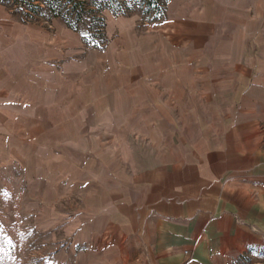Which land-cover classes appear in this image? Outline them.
Returning a JSON list of instances; mask_svg holds the SVG:
<instances>
[{
    "label": "crops",
    "instance_id": "obj_1",
    "mask_svg": "<svg viewBox=\"0 0 264 264\" xmlns=\"http://www.w3.org/2000/svg\"><path fill=\"white\" fill-rule=\"evenodd\" d=\"M46 39L0 30V174L33 157L54 190L81 189L80 264H264V74L234 52L264 45V0H207L79 61Z\"/></svg>",
    "mask_w": 264,
    "mask_h": 264
},
{
    "label": "rangeland",
    "instance_id": "obj_2",
    "mask_svg": "<svg viewBox=\"0 0 264 264\" xmlns=\"http://www.w3.org/2000/svg\"><path fill=\"white\" fill-rule=\"evenodd\" d=\"M101 1L120 2L124 12L118 15L105 10L104 24H95L86 34L88 43L84 41L88 30L83 27L80 31L73 30L61 17L48 19L49 14L39 1L18 7L0 0V30L9 26L39 29L50 44L57 42L66 58L79 61L88 48L110 47L115 52L116 45L127 41L144 39L155 33L171 34L178 17L193 13L207 0H152L147 7L142 5V0ZM65 30L77 34L80 43L63 38L61 34ZM222 33L215 32L217 38L226 39L227 35ZM212 35L209 38L213 40ZM204 49L208 57L204 74H214L217 70L211 61L212 52L218 47L209 45ZM240 49L245 50L243 55ZM219 50L226 48L219 47ZM234 52L237 59L243 56L245 74H264V45L252 43L245 48L236 47ZM186 71L196 73L195 70ZM30 160L35 161L33 157L28 158L26 172L20 162L15 161L0 174V264H80L83 258L69 252L72 240L68 225L83 210L84 194L79 187L69 188L68 184L54 190L50 163L45 165L44 174H34L36 168L30 166L33 164Z\"/></svg>",
    "mask_w": 264,
    "mask_h": 264
},
{
    "label": "trees",
    "instance_id": "obj_3",
    "mask_svg": "<svg viewBox=\"0 0 264 264\" xmlns=\"http://www.w3.org/2000/svg\"><path fill=\"white\" fill-rule=\"evenodd\" d=\"M33 1H39L45 6V12L49 14L48 19L61 17L73 30L80 31L85 28L84 41L88 43L86 34L92 31L97 23L104 24L103 12L110 10L114 14H122L123 8L120 2H103L101 0H2L3 3H13L23 7ZM170 0H166L168 2ZM142 5L150 6L152 0H142ZM83 27V28H82ZM92 37V36H91Z\"/></svg>",
    "mask_w": 264,
    "mask_h": 264
}]
</instances>
